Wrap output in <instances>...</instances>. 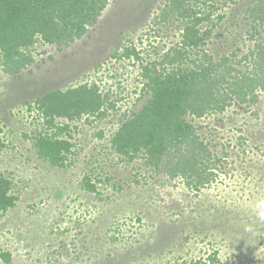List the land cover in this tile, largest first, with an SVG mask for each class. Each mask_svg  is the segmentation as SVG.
<instances>
[{"label": "rangeland", "instance_id": "374dc122", "mask_svg": "<svg viewBox=\"0 0 264 264\" xmlns=\"http://www.w3.org/2000/svg\"><path fill=\"white\" fill-rule=\"evenodd\" d=\"M169 1L108 0L80 37L60 47L39 39L24 50L32 61L12 73L0 54V177L16 196L0 211V264H264V219L253 210L264 198V91L250 106L185 116L216 159L200 190L156 172L142 153L129 160L112 145L147 98L141 65L160 61L180 39ZM253 2H192L212 10V24L201 30L210 29L202 49L213 60L252 49ZM131 48L138 58L124 55ZM82 83L96 84L109 100L49 125L36 99ZM38 136L70 142L62 164L38 155Z\"/></svg>", "mask_w": 264, "mask_h": 264}, {"label": "trees", "instance_id": "16d2710c", "mask_svg": "<svg viewBox=\"0 0 264 264\" xmlns=\"http://www.w3.org/2000/svg\"><path fill=\"white\" fill-rule=\"evenodd\" d=\"M107 1L0 0V54L5 71L12 73L30 63L32 56L24 50L39 39L60 47L80 37L87 26L95 24ZM193 1L167 3L168 11L171 9L179 19L180 39L163 52L160 61L141 65L147 98L139 111L119 126L112 145L129 160L142 153L145 164L156 172L179 177L190 188L200 190L213 179L216 159L212 160L211 152L185 116L223 111L232 103L250 106L264 91V0H254L247 8V34L257 39L252 49L240 57L231 52L218 60L202 49L210 29L201 30V25L211 22L212 10H196ZM219 1L224 4L229 0ZM195 51L200 56L192 59ZM124 55L138 58L139 54L131 48ZM157 63L161 67L156 68ZM107 100L109 97L99 92L96 84L82 83L65 91L49 92L35 103L52 125L56 116L70 120L81 113H94ZM34 145L40 157L55 165L63 163L61 153L71 146L68 140L51 136L36 137ZM10 186L8 179L0 177L2 212L16 200L9 192ZM85 188L95 190L88 180ZM1 256L8 261V253Z\"/></svg>", "mask_w": 264, "mask_h": 264}, {"label": "clouds", "instance_id": "9594fccd", "mask_svg": "<svg viewBox=\"0 0 264 264\" xmlns=\"http://www.w3.org/2000/svg\"><path fill=\"white\" fill-rule=\"evenodd\" d=\"M253 210L261 219H264V198L258 199L255 202Z\"/></svg>", "mask_w": 264, "mask_h": 264}]
</instances>
